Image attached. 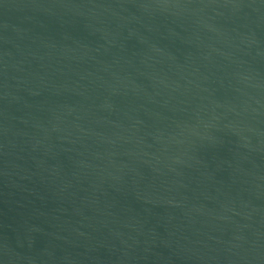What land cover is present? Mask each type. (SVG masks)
<instances>
[{
	"label": "water",
	"instance_id": "1",
	"mask_svg": "<svg viewBox=\"0 0 264 264\" xmlns=\"http://www.w3.org/2000/svg\"><path fill=\"white\" fill-rule=\"evenodd\" d=\"M0 264H264V0H0Z\"/></svg>",
	"mask_w": 264,
	"mask_h": 264
}]
</instances>
